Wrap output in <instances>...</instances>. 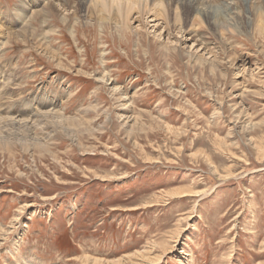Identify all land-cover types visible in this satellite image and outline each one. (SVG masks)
<instances>
[{
	"label": "rangeland",
	"instance_id": "374dc122",
	"mask_svg": "<svg viewBox=\"0 0 264 264\" xmlns=\"http://www.w3.org/2000/svg\"><path fill=\"white\" fill-rule=\"evenodd\" d=\"M49 18L0 23V264H264V37L185 17L216 57L178 58Z\"/></svg>",
	"mask_w": 264,
	"mask_h": 264
},
{
	"label": "bare ground",
	"instance_id": "6f19581e",
	"mask_svg": "<svg viewBox=\"0 0 264 264\" xmlns=\"http://www.w3.org/2000/svg\"><path fill=\"white\" fill-rule=\"evenodd\" d=\"M65 1L66 0H49L45 3L44 2L42 3V1H40L41 4H43V9L38 12H35L34 11L35 9L33 11H29V9L39 7L40 3L39 2L36 3V1L30 2L28 0L26 2V6L24 7L25 9L20 5H18L16 10H14L16 11V13H18L19 10L21 11L19 13L20 16H18V18H16L17 14H14L12 15L14 18L12 17L9 20H5L4 22H0V23L4 25L7 24L10 25L12 22H14L10 20H16L19 22L20 20L24 21L25 19L28 18V21L31 19L32 21H34V23L38 22L39 27L41 28V29L39 28L41 34L44 36V38H46V36L50 35L49 34L50 32H47L46 29L44 31L42 27L47 26L48 24L47 18L51 17L52 15H55L65 25L71 19L73 20L74 18L78 20L81 19V21L85 23L93 22V24H97V26L102 30H106L107 28H110L112 31H114L117 37L121 39H124L127 34L134 37L136 39V42L142 38L143 39L146 38L147 36H149V38L153 37L155 39H158L159 41L163 40L162 42L165 43V45L163 43L164 46L163 48H165V50L169 52H171L169 48H172L173 51L175 50V54L177 55L176 57L178 58L181 55V53L176 49L174 43H176L177 45L180 44L182 41H183L182 44L192 43L190 48H193L194 46L197 47V49L195 50L196 53L194 52L195 54L203 52L204 55H208L207 59H212L213 57L214 58L216 57L215 56L216 54L212 53L213 51L211 52L205 49L204 47L205 43H203L205 42L203 41L205 40L204 38H201L195 34L192 35L193 33H191L190 31L181 29V27H179L181 20L183 21L185 17L186 18L191 17L192 23L196 22V19L199 18L203 20L205 19L208 22V24H211L213 29H215L216 31H218L217 29L219 28L217 26L219 25L222 26L224 30L231 33H243L244 31L247 32L248 30H250L252 31V34L258 35L259 37H264V0H156V1L155 0H67L66 2ZM55 2H57V4ZM243 5H247V8L245 9ZM167 7H171V8L173 7L172 10H174L173 12L174 17L171 18L173 19L171 21L166 16ZM169 11L170 10H168V12ZM28 12H31V14L28 15ZM220 16L223 17L225 22H222L220 20L218 24L217 18ZM201 19L200 21H202ZM221 22L223 24H221ZM135 24L136 26H134ZM36 29L37 28H35L33 31H35ZM23 33L25 32H20L19 34L23 35ZM42 35L40 41L43 42H41V45H43V43L46 42L43 39ZM31 36H34L33 32L29 34V37ZM171 37H173V40H175L174 42L171 41ZM45 54L47 55L46 52ZM203 54H201V56H199L197 59L194 57L193 60L196 61V63L201 62L204 64V62H206L207 59H204ZM190 59H192V57ZM239 62L242 65L243 61H238V63ZM242 66L244 70L245 64ZM104 74L101 76L102 79H100L102 81H105ZM4 87L5 86H3V88ZM118 90L119 88L115 87L113 91L116 93ZM0 99H1V95H0ZM53 109L54 108H52L51 110ZM5 121L6 120H4V122ZM240 122L241 121H236L234 123L238 124ZM219 143L220 145L222 144V142ZM258 145L260 146L258 147ZM262 146L264 147V144L262 142L259 143L256 142V147L259 152L258 157L264 154V149L262 148ZM192 192L189 188L177 189V190L175 189V191L169 193V197L172 199L189 197L191 196ZM163 247L164 248L162 250L168 248L166 244H164ZM147 253L144 251H139L134 255L138 259H140L141 261V263L139 262L140 264H143L142 260L144 262L148 261V263L149 262L154 263V260L146 259ZM83 258L85 259V255ZM129 258L130 257H128L127 259L129 260ZM128 260L127 261L125 260L127 264H132L131 262L129 263Z\"/></svg>",
	"mask_w": 264,
	"mask_h": 264
}]
</instances>
